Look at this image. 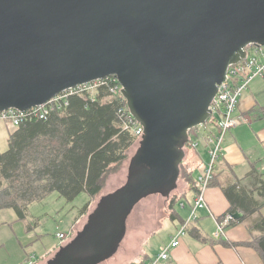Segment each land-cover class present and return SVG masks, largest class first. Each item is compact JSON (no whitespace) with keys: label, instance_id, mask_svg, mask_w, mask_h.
<instances>
[{"label":"water","instance_id":"obj_1","mask_svg":"<svg viewBox=\"0 0 264 264\" xmlns=\"http://www.w3.org/2000/svg\"><path fill=\"white\" fill-rule=\"evenodd\" d=\"M250 45L264 46V0H0V111L116 76L144 128L125 187L49 264H100L118 251L135 206L176 187L190 131L210 120Z\"/></svg>","mask_w":264,"mask_h":264},{"label":"trees","instance_id":"obj_2","mask_svg":"<svg viewBox=\"0 0 264 264\" xmlns=\"http://www.w3.org/2000/svg\"><path fill=\"white\" fill-rule=\"evenodd\" d=\"M96 95V101L89 95L72 96L65 116L53 114L47 120L34 118L14 126L9 134V149L0 150V210L13 209L18 218L24 220L29 205L52 192L69 201L81 193H87L90 198L99 196L106 174L126 159L135 137L123 130L119 118V109L127 107L125 99L122 96L109 98L112 94L105 87ZM192 136L193 133L188 142L190 149ZM185 172L191 189L196 190L193 170ZM248 179L250 187L241 181L223 187L230 201L227 214L244 213L241 219H233V224L259 213L250 223L254 234L248 244L264 260V215L260 214L264 207V179L255 169ZM177 204L179 197L172 196L169 210L174 209V213H170L173 219L178 218ZM88 206L89 203L82 212Z\"/></svg>","mask_w":264,"mask_h":264},{"label":"crops","instance_id":"obj_3","mask_svg":"<svg viewBox=\"0 0 264 264\" xmlns=\"http://www.w3.org/2000/svg\"><path fill=\"white\" fill-rule=\"evenodd\" d=\"M237 113L248 117L249 122L232 128L226 134L223 156L217 163L214 179L206 193L207 206L198 211L196 222L181 238L180 244L170 249V257L157 264H264L260 253L248 244L252 241V234H254L252 233L254 231L250 229V223L259 213L233 224L231 222L235 219L234 217L228 222L225 221L230 201L223 190L225 185L237 181L250 187L248 175L253 169L262 174L264 179V77H256L252 81L242 96ZM195 153L196 156L192 158V162L187 161L186 165L192 168L193 164V169L197 168L195 174L193 170L196 179L202 171L201 165L209 159L206 142L203 147L199 142ZM203 155L207 156V160ZM194 195L195 189H191L190 183L184 178L181 190L171 195V197H179V204L182 202L185 204L184 207L177 204L178 218L173 219L170 216L172 211L174 213V209L169 210L168 200L164 213L163 211H159V215L155 213L154 206L155 220L152 218L151 222L142 227L143 232H140V236L135 240L128 242L129 238L126 236L120 243L117 255L114 254L115 256H111L100 264H151L155 256L170 243L183 218L188 216L190 202ZM98 197L90 198L87 202L89 203L87 210L77 216L74 221L75 231L72 235L67 234L68 237L61 241L58 238L54 240L56 243H61L56 248V252L72 241L77 236L75 233L84 227L88 216L100 201ZM260 214L264 215V207ZM223 215L225 216L221 219ZM56 252H48L47 256L39 262H36V255L30 254L24 264H49L57 254Z\"/></svg>","mask_w":264,"mask_h":264},{"label":"rangeland","instance_id":"obj_4","mask_svg":"<svg viewBox=\"0 0 264 264\" xmlns=\"http://www.w3.org/2000/svg\"><path fill=\"white\" fill-rule=\"evenodd\" d=\"M14 128L10 122L0 120V150L2 152L9 149V134ZM199 130L203 135L199 138L198 142L203 147V144L206 142L205 134L215 132L216 126L208 123L200 125ZM191 132L195 133V128ZM140 141L139 138L135 137L133 144L126 152V159L114 165L106 174L104 187L99 197L97 196L99 200L105 195L113 196V193L125 187L131 176V160L140 146ZM187 147H189L188 142L185 145L187 154L181 165V173L176 182V187L169 195H163L164 192L159 191V193L155 192L157 196L154 193L152 194L154 196L150 195L151 197L143 198L129 214L126 233L123 239L127 236L129 238L128 242H130L140 236V232H143L142 227H145L154 217V206L155 213L157 212L158 215L160 214L159 211H163L164 213V208L166 207L167 200L169 201V197L181 190L186 169L194 170L195 174L197 168L193 169V164L192 168L189 165L184 166L187 161L192 162V158L196 156L195 150L187 149ZM201 152L203 153V150ZM204 154L206 153L204 152ZM203 156L207 160V156ZM89 200L90 197L86 193H81L74 200L69 201L65 197L60 196L59 193L52 192L44 199L31 203L28 208L27 218L24 220L19 219L13 209L0 210V264H24L30 254L36 255V262H39L47 256L48 252H56V248L61 245V243L54 241L57 240V232L72 235L75 231L76 223L74 221L83 211ZM89 216L84 227L75 234L79 235L78 233L84 231L87 223H90ZM153 220L155 219L153 218ZM154 222L156 223V221ZM115 255H117V252ZM58 264L65 263L58 262Z\"/></svg>","mask_w":264,"mask_h":264},{"label":"built area","instance_id":"obj_5","mask_svg":"<svg viewBox=\"0 0 264 264\" xmlns=\"http://www.w3.org/2000/svg\"><path fill=\"white\" fill-rule=\"evenodd\" d=\"M256 77H264V46L250 45L247 47V57L229 67L228 75L222 84L219 85L218 92L212 101L210 120L203 124H214L216 131L205 134L209 159L203 165L201 173L196 178L198 187L195 190V195L189 208V214L172 236L170 243L155 256L151 264H157L159 261L166 260L170 257V249L180 244L181 238L190 231L196 222L198 211L207 206L206 193L214 179L217 163L223 156L225 136L232 128L249 122L248 117L243 114H238L237 111L243 94ZM104 87L112 94L109 98L122 96V85L119 79L116 76H108L71 87L51 98L46 103L28 110L21 111L11 108L0 111V120L8 121L16 127L34 118L47 120L53 114L65 116L69 110L72 96L89 95L92 101H96V93ZM118 112L123 130L129 131L134 137L141 140L144 135V128L136 120L129 108L123 106ZM199 127L195 128L196 132L192 136L194 137V141H192L191 147L195 150L198 149V140L203 135ZM187 149L190 148L187 147ZM179 205L180 207L185 206L183 202ZM230 219H233V215L227 214L225 221L228 222ZM56 236L60 241L68 237L67 234L61 232H57Z\"/></svg>","mask_w":264,"mask_h":264},{"label":"bare ground","instance_id":"obj_6","mask_svg":"<svg viewBox=\"0 0 264 264\" xmlns=\"http://www.w3.org/2000/svg\"><path fill=\"white\" fill-rule=\"evenodd\" d=\"M150 196V195H149Z\"/></svg>","mask_w":264,"mask_h":264}]
</instances>
